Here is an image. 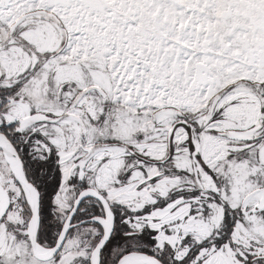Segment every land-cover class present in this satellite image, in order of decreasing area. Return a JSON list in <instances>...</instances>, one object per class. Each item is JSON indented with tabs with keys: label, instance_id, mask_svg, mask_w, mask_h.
<instances>
[{
	"label": "snow or ice",
	"instance_id": "1",
	"mask_svg": "<svg viewBox=\"0 0 264 264\" xmlns=\"http://www.w3.org/2000/svg\"><path fill=\"white\" fill-rule=\"evenodd\" d=\"M0 264H264V0H0Z\"/></svg>",
	"mask_w": 264,
	"mask_h": 264
}]
</instances>
